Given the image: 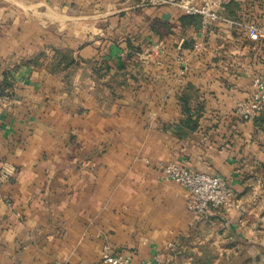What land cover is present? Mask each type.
<instances>
[{
  "label": "crops",
  "instance_id": "0c3cea01",
  "mask_svg": "<svg viewBox=\"0 0 264 264\" xmlns=\"http://www.w3.org/2000/svg\"><path fill=\"white\" fill-rule=\"evenodd\" d=\"M222 14L264 26V0ZM187 15L0 0V264H109L106 244L134 263L264 264V112L239 110L264 39ZM161 160L222 175L232 207L196 215Z\"/></svg>",
  "mask_w": 264,
  "mask_h": 264
},
{
  "label": "built area",
  "instance_id": "2783aa9c",
  "mask_svg": "<svg viewBox=\"0 0 264 264\" xmlns=\"http://www.w3.org/2000/svg\"><path fill=\"white\" fill-rule=\"evenodd\" d=\"M160 3V0H150ZM232 0H203L195 3L193 0H168L178 5L188 15L201 17L202 27H208L216 22H224L234 29L239 26L246 28L249 39L260 42L264 39V26L256 22L243 23L239 19L228 18L222 14L224 6ZM198 46V45H196ZM254 90L247 102L240 103L239 110L244 118H250L264 112V73L252 75ZM158 169L166 181H174L187 190V206L196 215H207L214 211H226L234 201L226 179L219 174L190 170L184 165L158 161ZM105 260L109 264H162L161 254L157 253L152 259L140 260L134 263L123 252L106 244L103 247Z\"/></svg>",
  "mask_w": 264,
  "mask_h": 264
},
{
  "label": "trees",
  "instance_id": "16d2710c",
  "mask_svg": "<svg viewBox=\"0 0 264 264\" xmlns=\"http://www.w3.org/2000/svg\"><path fill=\"white\" fill-rule=\"evenodd\" d=\"M234 19H237L236 17ZM182 22L183 23H195V24H200L201 23V17L200 16H196V15H187V16H184L182 17ZM249 22H256V23H259L258 21V18H255L253 21H249ZM61 55L64 54V52L62 50L58 51ZM63 58L65 60H68V56L67 54H65V56H63ZM240 260L237 261V264H244V263H241L239 262ZM208 262V261H207ZM209 262H210V259H209ZM208 262V263H209ZM230 263V262H229ZM231 263H232V260H231ZM204 264H207V263H204ZM221 264H228V261H222ZM236 264V263H235Z\"/></svg>",
  "mask_w": 264,
  "mask_h": 264
},
{
  "label": "rangeland",
  "instance_id": "374dc122",
  "mask_svg": "<svg viewBox=\"0 0 264 264\" xmlns=\"http://www.w3.org/2000/svg\"><path fill=\"white\" fill-rule=\"evenodd\" d=\"M213 257H214V258H213ZM217 258H218V254H217L216 252H212V251H211L210 261H211V260H212V261H213V260L215 261ZM196 260H197V259H196Z\"/></svg>",
  "mask_w": 264,
  "mask_h": 264
}]
</instances>
